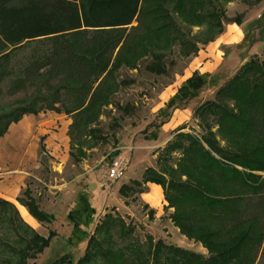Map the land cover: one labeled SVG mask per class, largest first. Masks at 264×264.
<instances>
[{
	"label": "trees",
	"instance_id": "1",
	"mask_svg": "<svg viewBox=\"0 0 264 264\" xmlns=\"http://www.w3.org/2000/svg\"><path fill=\"white\" fill-rule=\"evenodd\" d=\"M168 5L188 26L207 25V31L217 35L223 31L215 14L219 0H0V96L3 82L13 76L8 91L33 89L29 99L16 100L14 108L0 114V138L25 115L54 112L71 119L70 147L80 150L83 137L95 132L91 125L102 109L131 83L119 79L121 68L137 70V61L151 56L145 70L164 73L166 55L160 51L179 41ZM233 23L241 25L240 17ZM32 40L47 41L30 49L24 63L13 62L23 43ZM179 49L185 56L197 51L185 40ZM204 84L194 73L177 95L193 98L196 94L191 91ZM172 104L173 100L168 106ZM123 111L130 113L131 109ZM193 117L204 126V133L176 129L157 155L160 171L147 168L141 180H130L118 192L126 198L142 193L147 183L159 185L165 209L173 210L169 216L173 226L200 244L207 256L161 240L154 242L150 236L145 237V244L114 248L111 229L124 226L118 217L106 214L76 264L256 263L264 245V220L249 209V202L264 189V49L261 59L252 57L243 63L218 91L216 100L198 107ZM16 201L39 224L53 221L40 209L30 189ZM10 211L16 214L14 205L0 199V221ZM20 227L23 234L13 223L15 238L0 239V245L15 257L0 264H31L55 237L54 232L39 236L23 223ZM97 234L102 238H96ZM18 244L22 247L17 248ZM65 263L60 259L53 264Z\"/></svg>",
	"mask_w": 264,
	"mask_h": 264
},
{
	"label": "rangeland",
	"instance_id": "2",
	"mask_svg": "<svg viewBox=\"0 0 264 264\" xmlns=\"http://www.w3.org/2000/svg\"><path fill=\"white\" fill-rule=\"evenodd\" d=\"M170 8L168 5L167 9L177 26L178 33L175 35L179 41L160 51L166 55L164 73L155 75L145 70L151 56L138 60L137 70L121 68L119 79L131 83L119 89L113 95L110 105L102 109L98 121L91 125L95 132L82 139V152L81 149L76 151L70 147L66 124H71V119L54 112L40 113L45 114L46 119L34 132L35 135L31 132L32 135H26L22 142L18 140L12 125L0 138V199L6 201L13 191L18 194L16 198H19L28 188L40 209L53 217L50 224L42 225L36 221L37 225L33 227L21 217L16 204L12 203L16 214L10 211L11 219L6 215L0 221V239L4 240L15 238L13 223L19 227L21 234L22 223L42 237L54 232L55 237L50 240L48 247L35 261H29L31 264H53L60 259L66 261L65 264H76L84 256L88 239L106 214L118 217L124 226L123 229L120 226L111 229L110 238L114 248L130 243L145 244V237L150 236L154 242L161 240L166 245L207 256L200 244L188 240L173 226L169 219L173 210L165 209L163 192L162 206L156 211L140 197L148 183L142 193L131 194L126 198L118 190L123 184L130 185L132 179L141 180L147 168L160 171L156 165L157 155L173 138L176 129L184 127L183 132L204 133L201 130L204 126L198 118L193 117L194 110L206 102L215 101L218 91L236 75L243 63L252 57L262 58L264 0L259 3H254V0H219L215 14H218L217 20L223 26V31L218 35L209 33L207 25H186ZM237 17H240L241 25L233 23ZM132 26H137V23ZM233 26L240 27L242 41L238 45H224L226 38L222 37L223 33ZM183 40L197 47L195 54L185 56L181 53L179 48ZM46 41L23 43V50L19 51L13 62L17 60L24 63L30 49ZM213 42L216 43L211 44ZM206 47L209 55H202L206 58L202 59L201 51ZM194 73L202 77L205 84L191 91L196 94L193 98L190 95L178 96V89ZM14 77L8 78L1 86L0 114L14 108L16 100L29 99L33 95L31 88L16 93L8 91ZM172 100V106H168ZM186 106L193 108L191 116L172 128L174 111L183 110ZM125 107L130 108L131 112H124ZM49 116H52V121ZM31 126L33 123L28 124L29 128ZM44 129L47 135L40 142ZM35 136L38 137L36 140ZM41 144L44 145L43 149ZM116 156L125 158L128 168L123 178L107 188L104 185L107 165ZM260 194L250 198L249 209L264 220V189ZM150 210H153L152 214ZM120 230L130 231V234L120 235L123 233ZM96 238L101 239L102 236L97 234ZM15 246L22 247L21 244ZM262 250L264 245L255 264H264ZM4 259L14 261L15 257L0 245V261ZM97 263L102 264L100 261Z\"/></svg>",
	"mask_w": 264,
	"mask_h": 264
},
{
	"label": "crops",
	"instance_id": "3",
	"mask_svg": "<svg viewBox=\"0 0 264 264\" xmlns=\"http://www.w3.org/2000/svg\"><path fill=\"white\" fill-rule=\"evenodd\" d=\"M239 31H240V27L239 26H236ZM233 30H228V29H225L224 33H223V36L224 38H226V43L224 45H227V46H230V45H238L241 41H242V35L240 34V36L237 37V39H232V36H233ZM216 42H213L211 44H215ZM207 51V47L205 50L201 51L202 54L200 56V58L202 59H206L204 57H207L209 54L206 53ZM204 57H203V56ZM202 64V63H201ZM200 65V64H199ZM192 110L193 108L192 107H188L186 106L183 110H175L174 112V116H173V121L171 122H174L173 123V126L172 128L176 127L177 125L181 124L182 122H185L189 119V117L191 116V113H192ZM187 113V114H186ZM50 117V116H49ZM52 117V116H51ZM51 121L53 120V118H51ZM48 118V117H47ZM46 119V116L45 114H38V115H25L18 123L16 124H13L12 126L15 127V132L17 133L18 135V140L20 142H22L24 139H26V135L30 134L31 132L34 134V132L37 130V128L43 123V121ZM30 123H33V126H31L30 128L28 127V124ZM69 123L66 124V128L69 127ZM167 125V124H165ZM164 127V126H163ZM171 128V129H172ZM44 133L41 134V137H40V142H41V138L44 137L46 138V131L45 129L43 130ZM31 133V135H32ZM35 135V134H34ZM36 135H38V133H36ZM38 137L35 136V140L37 139ZM36 142V141H35ZM44 146V145H43ZM146 190L145 192H143V194H141V199L144 200L143 196L145 194H148L152 191V188L154 189H157L161 195V199H160V202H159V205L158 206H152L153 209H155L156 211H159V209L161 208L162 206V199H163V196H162V189L159 185H156V184H153V183H148L146 185ZM17 193L15 191H13L12 193H9V196H8V199L7 200H10L9 202L11 203H14L12 200L16 201V197H17ZM6 200V201H7ZM145 201V200H144Z\"/></svg>",
	"mask_w": 264,
	"mask_h": 264
},
{
	"label": "bare ground",
	"instance_id": "4",
	"mask_svg": "<svg viewBox=\"0 0 264 264\" xmlns=\"http://www.w3.org/2000/svg\"><path fill=\"white\" fill-rule=\"evenodd\" d=\"M231 30H233V36L232 39H237L238 36H240V31L236 26L231 27ZM144 200L149 203L152 206H158L160 199H161V195L159 193V191L157 189L152 188V191L148 194H145L144 196ZM14 202V204H16L21 217L31 226L35 227L37 225V222L35 219H33L27 209L24 206H21L18 202L12 200Z\"/></svg>",
	"mask_w": 264,
	"mask_h": 264
},
{
	"label": "built area",
	"instance_id": "5",
	"mask_svg": "<svg viewBox=\"0 0 264 264\" xmlns=\"http://www.w3.org/2000/svg\"><path fill=\"white\" fill-rule=\"evenodd\" d=\"M127 168L128 162L125 158L121 156L112 158L107 165L106 181L104 185L109 188L113 183L123 178Z\"/></svg>",
	"mask_w": 264,
	"mask_h": 264
}]
</instances>
